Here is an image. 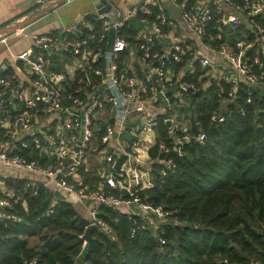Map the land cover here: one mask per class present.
I'll list each match as a JSON object with an SVG mask.
<instances>
[{
  "label": "built area",
  "instance_id": "2783aa9c",
  "mask_svg": "<svg viewBox=\"0 0 264 264\" xmlns=\"http://www.w3.org/2000/svg\"><path fill=\"white\" fill-rule=\"evenodd\" d=\"M108 4L25 34L31 46L11 55L14 72L0 73V165L81 205L87 227L111 233L99 216L109 206L132 216L131 236L148 231L163 244L171 211L140 192L154 165L166 176L187 145L205 141L197 91L214 95L209 120L220 124L229 103L244 113L240 90L246 104L264 90V0H140L125 12L110 4L113 20L99 11ZM89 171L95 187L83 182ZM18 199L0 179V219H16L8 210Z\"/></svg>",
  "mask_w": 264,
  "mask_h": 264
},
{
  "label": "trees",
  "instance_id": "16d2710c",
  "mask_svg": "<svg viewBox=\"0 0 264 264\" xmlns=\"http://www.w3.org/2000/svg\"><path fill=\"white\" fill-rule=\"evenodd\" d=\"M203 93L197 91L193 103L205 141L187 145L166 176L154 165L151 185L140 192L171 211L163 226L165 243L148 231L131 236L132 216L109 206L99 216L111 233L93 229L84 243L88 222L71 201L41 183L26 186L27 177L6 176L4 184L19 199L8 210L16 219H0V264H29L33 258L35 264L264 263V90L250 104L240 90L236 105L244 113L229 103L232 111L220 124L209 120L214 95ZM157 129L164 136L167 126L159 122ZM86 175L83 182L95 187L96 172ZM31 238L37 243L30 244Z\"/></svg>",
  "mask_w": 264,
  "mask_h": 264
},
{
  "label": "crops",
  "instance_id": "0c3cea01",
  "mask_svg": "<svg viewBox=\"0 0 264 264\" xmlns=\"http://www.w3.org/2000/svg\"><path fill=\"white\" fill-rule=\"evenodd\" d=\"M56 0H0V28L13 22L22 21L35 11L49 5ZM97 0H68L57 6L54 10L48 12L44 16L33 21L31 24L40 22L35 30L25 32L24 29L0 35V73L14 72V65L11 55H16L24 49L31 46V39L26 36L27 33L45 32L48 30L58 29L62 25H67L75 21L79 15L85 12L93 13L96 10L95 2ZM140 0H108V2L115 6L119 11H127L132 6L137 4ZM173 16L178 19L175 10L167 4ZM29 24V25H31ZM28 25V26H29ZM2 133H0V149L4 143ZM89 171L88 173H91ZM18 175L16 171L4 170L0 165V179L3 180L6 176ZM87 178V175H86ZM85 178V180H86ZM74 208L77 203H73ZM81 206V205H80ZM81 208H83L81 206ZM77 210V209H76ZM78 212V210H77ZM79 213V212H78ZM80 214V213H79ZM87 214V213H86ZM82 216V215H81ZM88 216V215H87ZM83 217V216H82ZM85 218V217H83ZM86 220L88 218H85Z\"/></svg>",
  "mask_w": 264,
  "mask_h": 264
},
{
  "label": "water",
  "instance_id": "95a60500",
  "mask_svg": "<svg viewBox=\"0 0 264 264\" xmlns=\"http://www.w3.org/2000/svg\"><path fill=\"white\" fill-rule=\"evenodd\" d=\"M66 2V0H56L49 5L35 11L34 13L30 14L27 18H25L22 21H17L10 23L8 25H5L0 28V35L1 34H10L14 33L17 31H20L27 27L29 24H31L33 21L37 20L38 18L44 16L48 12L54 10L57 6L61 5L62 3ZM107 0H97L95 2V6L99 7L101 4H105ZM110 4H108L105 8L99 10L100 12H107V17L110 18L111 20L114 19L115 14H116V9L114 7H111ZM113 37V31H110V41L112 40ZM167 125H169V122H167ZM55 195L61 199V200H66L65 196L61 194L60 192H55ZM93 229H96V226L90 225L86 228L84 234L82 235V238L88 242L91 239V232Z\"/></svg>",
  "mask_w": 264,
  "mask_h": 264
},
{
  "label": "rangeland",
  "instance_id": "374dc122",
  "mask_svg": "<svg viewBox=\"0 0 264 264\" xmlns=\"http://www.w3.org/2000/svg\"><path fill=\"white\" fill-rule=\"evenodd\" d=\"M40 24H41V21H40V22H39V21L36 22V24L33 23V24L27 26L23 31H25V32H31L32 30H35V28H36L38 25H40ZM98 183H99L98 181H95V182L92 183V184H93V185H98ZM75 207H76V209L78 210V212L80 213V215H82V216L85 217V218H88V216H87V214H86L84 208H81V206H80L79 204H76ZM29 243H30V244H35V243H37V239H36V238H31V239H29Z\"/></svg>",
  "mask_w": 264,
  "mask_h": 264
}]
</instances>
